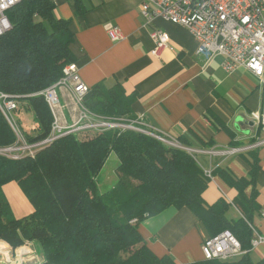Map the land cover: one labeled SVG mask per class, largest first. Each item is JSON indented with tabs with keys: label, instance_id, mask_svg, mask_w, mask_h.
Listing matches in <instances>:
<instances>
[{
	"label": "trees",
	"instance_id": "16d2710c",
	"mask_svg": "<svg viewBox=\"0 0 264 264\" xmlns=\"http://www.w3.org/2000/svg\"><path fill=\"white\" fill-rule=\"evenodd\" d=\"M84 14L81 0H70ZM53 0H24L7 11L11 28L0 37V93L16 98L19 113L32 115V133L22 132L28 143L49 136L53 113L40 94L76 63L72 50L75 33L71 20L57 18ZM134 95L122 84H97L84 98L91 112L111 118L133 119ZM18 137L0 109V147L14 145ZM111 153L119 159L117 180L100 192L97 176ZM256 163L249 177H236L227 169L212 173L237 191L232 202L224 197L207 204L203 193L209 179L193 154L145 133L126 129L83 130L60 137L35 154L18 158L0 154V239L20 247L37 241L44 262L38 264H176L148 245L141 223L168 208H188L207 237L230 230L244 250L252 248L251 227L257 201ZM16 182L33 211L14 215L4 185ZM251 187L250 193L247 189ZM241 217L228 218L230 207ZM186 264H264L251 252L230 261L200 260Z\"/></svg>",
	"mask_w": 264,
	"mask_h": 264
},
{
	"label": "crops",
	"instance_id": "0c3cea01",
	"mask_svg": "<svg viewBox=\"0 0 264 264\" xmlns=\"http://www.w3.org/2000/svg\"><path fill=\"white\" fill-rule=\"evenodd\" d=\"M81 1L84 14H78L70 0H55L54 13L72 21V50L82 80L90 87L122 84L127 95L135 96L133 119L190 148L204 170L222 168L238 178L249 177L256 163L260 168L255 185L260 209L251 226L264 235V144L257 143L264 135L251 117L261 105L258 78L243 67L227 73L221 56L206 64L197 53L196 38L180 25L162 17L145 24L140 13L142 0ZM109 24L118 25L124 39L112 41ZM154 29L165 31L170 41L158 55L153 53ZM60 95L62 110L71 122V114H76L72 100L62 91ZM231 149L237 151L215 153ZM3 190L16 217L33 211L16 182L4 185ZM250 191L251 187L247 193ZM236 195L235 189L213 175L203 198L214 204L222 197L232 202ZM227 215L234 220L241 217L235 205ZM140 230L157 255H169L176 264L204 259L201 246L207 234L188 208H168L144 220ZM251 257L254 261L264 258V243L251 251Z\"/></svg>",
	"mask_w": 264,
	"mask_h": 264
},
{
	"label": "built area",
	"instance_id": "2783aa9c",
	"mask_svg": "<svg viewBox=\"0 0 264 264\" xmlns=\"http://www.w3.org/2000/svg\"><path fill=\"white\" fill-rule=\"evenodd\" d=\"M22 1L24 0H0V37L11 28L7 11ZM140 13L145 24L162 17L186 28L196 38L197 53L204 58L206 64L221 56L222 66L227 73L232 74L243 67L258 78L262 88L261 105L258 110L251 113V117L264 135V0H142ZM107 31L112 41L124 39L118 25L109 24ZM151 37L155 41L153 51L155 55L169 46V36L165 31L154 29L151 31ZM90 90L91 87L82 80L77 64L75 62L68 64L63 70L62 77L40 92L53 113L54 122L49 136L35 143H28L23 135H20V129L13 117V112L20 106L19 101L8 94L0 93V109L18 137V143L0 147V154L13 158L24 154L33 155L60 137L83 130L111 129L136 130L170 146L192 152L177 140L141 127L140 120L103 117L91 112L84 105V98ZM61 91L66 93L73 103V112L76 114H71V122L62 110L64 106L61 103ZM257 143L264 144V138ZM235 151L237 150L231 149L215 153ZM204 173L209 179L213 178L211 170H204ZM262 215L264 217V210ZM251 227L254 237L250 250H244L239 239L230 230H224L203 240L201 249L204 259L230 261L251 252L264 243V235H261L254 226ZM38 254L28 245L14 248L0 241V264H26L27 256L36 255L39 260Z\"/></svg>",
	"mask_w": 264,
	"mask_h": 264
},
{
	"label": "rangeland",
	"instance_id": "374dc122",
	"mask_svg": "<svg viewBox=\"0 0 264 264\" xmlns=\"http://www.w3.org/2000/svg\"><path fill=\"white\" fill-rule=\"evenodd\" d=\"M13 117L15 118V121L18 124L20 132L26 131L27 133H30V134L32 133L34 129V124H35L33 121L32 115H26L25 113H19L17 110H15L13 112ZM103 117H106V116H103ZM128 120H131V119H128ZM140 126L146 128L143 125H140ZM22 132L20 133V135H23ZM23 138L25 137L23 136ZM16 143H18V140L16 141ZM118 165H119V159H117V156L115 153H112V155L108 157L107 162L105 166L103 167L102 171L97 176V184H98L100 192H106L114 185V183L117 180L116 168ZM16 215L18 216L17 213ZM0 241H4V240L0 239ZM4 242L11 245L10 243L6 241ZM23 245H28L34 252H38L39 253L38 255L40 257L39 258L40 263L44 262L45 259H44L42 252L40 251V246L37 241L27 240L26 243Z\"/></svg>",
	"mask_w": 264,
	"mask_h": 264
},
{
	"label": "water",
	"instance_id": "95a60500",
	"mask_svg": "<svg viewBox=\"0 0 264 264\" xmlns=\"http://www.w3.org/2000/svg\"><path fill=\"white\" fill-rule=\"evenodd\" d=\"M25 263L26 264H38L39 260L36 255H30L25 258Z\"/></svg>",
	"mask_w": 264,
	"mask_h": 264
}]
</instances>
